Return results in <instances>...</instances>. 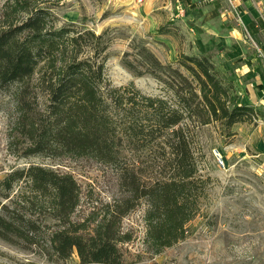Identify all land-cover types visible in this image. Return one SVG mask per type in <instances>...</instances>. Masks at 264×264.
<instances>
[{"label": "trees", "instance_id": "1", "mask_svg": "<svg viewBox=\"0 0 264 264\" xmlns=\"http://www.w3.org/2000/svg\"><path fill=\"white\" fill-rule=\"evenodd\" d=\"M25 4H11L12 13L27 14L24 20L10 21L0 30V84L5 89L20 87L15 93L19 117L14 139L23 142V156L92 158L117 167L127 140L166 141L171 165L161 180L145 185L134 170L120 169L133 198L150 201L147 227L155 252L174 247L186 238L202 197L189 125H220L230 136L236 125L255 119L254 107L240 100L235 83L228 82L210 55L183 54L177 62L163 64L145 46L141 62L125 58L124 66L135 76L153 77L168 96L143 95L133 84L114 89L105 81L113 43L109 30L97 35L74 23L51 27V12ZM17 183L30 186L40 198L5 203ZM79 194L69 174L39 166L15 170L0 181V239L47 247L59 262L77 253L80 264H124L119 245L128 239L120 223L129 210L86 235L71 225ZM38 199L49 202L54 219L63 222L48 239L26 211Z\"/></svg>", "mask_w": 264, "mask_h": 264}, {"label": "rangeland", "instance_id": "2", "mask_svg": "<svg viewBox=\"0 0 264 264\" xmlns=\"http://www.w3.org/2000/svg\"><path fill=\"white\" fill-rule=\"evenodd\" d=\"M19 1L29 8L41 7L51 12V27L74 23L97 35L109 30L113 43L108 50L105 81L114 89L133 84L143 95L168 96L163 85L150 75L135 76L124 66L125 58L141 62L143 46L163 64L177 62L184 52L193 54V49H189L193 46L189 27L183 29L184 24L179 25L174 19L180 12L175 0ZM234 1L228 2V10L240 8ZM13 2L15 0H0V30L7 28L10 21L17 23L27 16L12 13ZM167 4L170 7L164 8ZM242 23L239 18L243 28ZM246 41L241 53L252 60L251 70L245 79H239L233 72L227 73L225 78L242 88L239 87L240 100L254 107L256 117L236 125L230 136L224 134L220 125L201 129L189 125L190 148L198 169L196 185L202 197L198 202L199 212L187 225L186 238L174 247L155 252L147 227L150 201L133 198L134 194L123 183V169H120L134 170L140 183L145 185L161 180L170 172L168 143L127 140L120 152L122 165L117 167L74 156L27 158L23 156V142L14 139V125L19 117L15 94L20 89L18 85L5 89L0 84V181L15 170L30 166L71 175L80 187V204L71 225L81 228L86 235L93 234L111 217L129 210L120 223L121 234L128 239L119 245L124 264H264V67L261 59L253 54L256 48L248 39ZM212 58L223 74V64L232 67V63H224L223 58ZM217 154L222 155L223 165ZM162 165L165 166L161 168ZM29 198L40 197L33 195L30 186L17 183L11 198L4 202L11 204ZM50 205L45 199H38L32 208L26 209L42 227L41 236L46 239L63 224L54 219ZM47 249L14 245L0 239V264H80L77 253L70 260L59 262L52 259V252Z\"/></svg>", "mask_w": 264, "mask_h": 264}, {"label": "crops", "instance_id": "3", "mask_svg": "<svg viewBox=\"0 0 264 264\" xmlns=\"http://www.w3.org/2000/svg\"><path fill=\"white\" fill-rule=\"evenodd\" d=\"M199 2L200 0H175L180 5V12L174 19L178 20L177 24H184L183 29L189 27L193 37V46L189 49H193L192 53L195 55L218 56L223 58L224 63L231 62L232 67L223 64L224 75L233 72L239 79H245V75L251 70L252 60L241 53L244 50L241 47L247 41L239 18L264 51V0H235L234 3L240 6L236 11L227 9L229 0H214L198 5ZM169 7L167 4L164 8ZM253 54L256 59L259 58L256 51ZM241 63L243 65H239ZM237 87L241 95V87Z\"/></svg>", "mask_w": 264, "mask_h": 264}, {"label": "built area", "instance_id": "4", "mask_svg": "<svg viewBox=\"0 0 264 264\" xmlns=\"http://www.w3.org/2000/svg\"><path fill=\"white\" fill-rule=\"evenodd\" d=\"M213 1L214 0H200L198 5L211 3ZM231 1L232 0H229V2H231ZM242 25H243V32L245 33V38L248 39L252 43V45L256 48L257 55L262 60V62L264 64V51L262 50V48L260 49V47H258L257 44H255V41H254V38H253L252 34L248 31V29L246 27H244L243 23H242ZM217 157H218L219 163L223 165L222 155L221 154H217Z\"/></svg>", "mask_w": 264, "mask_h": 264}]
</instances>
